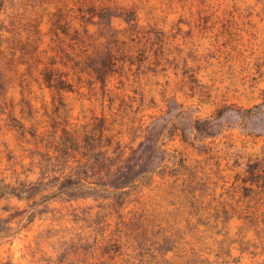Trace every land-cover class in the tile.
Listing matches in <instances>:
<instances>
[{"label":"rangeland","instance_id":"obj_1","mask_svg":"<svg viewBox=\"0 0 264 264\" xmlns=\"http://www.w3.org/2000/svg\"><path fill=\"white\" fill-rule=\"evenodd\" d=\"M106 7L103 21L92 17ZM110 51L124 68L108 87L119 92L121 80L123 93L144 97L136 111L109 110L101 83L70 69L108 62ZM48 66H68L75 91L56 94L42 84ZM54 95L81 147L93 119L106 116L95 150L149 161L153 172L137 182L121 215L58 192L63 178H56L80 169L74 159L50 166L43 182L52 188L36 186L28 199L11 191L43 177L33 152L49 149ZM22 125L45 140L36 144ZM256 160H264V0H6L0 230L10 229L0 235V264H264V224L216 218L237 199L236 177ZM88 175L95 181L103 173ZM82 182L74 192L87 190ZM135 214L140 236L122 223Z\"/></svg>","mask_w":264,"mask_h":264},{"label":"trees","instance_id":"obj_2","mask_svg":"<svg viewBox=\"0 0 264 264\" xmlns=\"http://www.w3.org/2000/svg\"><path fill=\"white\" fill-rule=\"evenodd\" d=\"M6 0H0V12L5 6ZM92 10V17H99L103 21L108 14L109 9L101 8L100 10ZM60 20L56 21V25L59 28H63L59 24ZM77 37V36H75ZM110 61L91 62L89 64L81 65L79 63L73 64L70 69L75 72H87L89 75L96 78V81L101 83V104L108 102V109L119 112L136 111L139 107L145 105V98L142 97L138 99L136 95H129L123 93L122 85L123 81L119 80L118 84H115L116 90L109 89L108 82L110 77L121 73L123 70L122 65H118L113 59L114 55L110 51ZM68 66L61 69H55L54 67L48 66L42 72V84L49 88L52 92L59 94L61 92H74V84L70 81ZM92 83L94 81H91ZM53 114L50 116L52 118V128L54 129V134L51 135V140L48 142L47 147L53 148V153L50 154L49 149L46 151H34V156H38L39 166L41 168V173L43 177L39 179L37 183H21L18 188H12L11 191H18L21 193L18 196L26 195V198L33 196L31 193L37 191L36 186H44L46 188L53 187V184H45L43 182L46 177L47 171H49L50 166L56 161L63 160L65 164L74 159L75 162L79 164V170L71 174H61L56 180L63 178L58 192L67 196L69 200H86L88 198L94 201H99V208L101 212L107 209L121 215V209L123 206L130 202L129 197L132 192L136 189V184L139 180L146 178L147 174L153 172L148 168L149 161L144 162L143 159L137 158L135 156H130L123 159L122 155L110 157L107 151H96L92 141L95 140V136L99 135L102 139L104 137V130L107 126L106 116L95 117L93 121L95 125L93 129L85 135L86 145L81 147L78 142V137H76V130L73 126H70L67 118L60 117L62 107H64L63 101H57L56 96H53ZM21 133L26 135L27 133L33 138L34 142H42L45 140V135L41 136L36 129L27 128L25 126H20ZM61 132V136L57 138V133ZM121 148L120 144L114 150L113 153ZM83 150L82 158H77L76 154L78 151ZM139 149H135L136 153ZM99 169L100 175L95 181H88L92 176H89V171ZM102 168V170H101ZM159 174H164L159 173ZM84 178H81V177ZM94 176V175H93ZM84 181L85 192H74V187L81 188ZM9 187V186H8ZM231 188L233 189L234 196L237 199L231 204L230 209H223L217 212L216 218H224L225 222L231 220L233 217L238 216L239 219L243 220L246 224L250 226H259L264 224V160L251 161L247 164L245 173L242 176H237L232 183ZM71 189L72 192L67 190ZM56 194V191L53 192ZM55 196V195H54ZM42 198H50V195L42 196ZM191 208H194V202H191ZM140 217L133 215L129 222H124L123 224H129L136 230H138L137 236L144 234L145 230L140 224ZM121 218V217H120ZM160 228L162 225H158ZM9 227H4L0 230L1 233L7 234ZM7 231V232H3ZM264 231V230H263Z\"/></svg>","mask_w":264,"mask_h":264}]
</instances>
